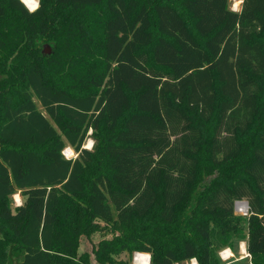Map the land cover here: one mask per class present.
Segmentation results:
<instances>
[{"label": "trees", "instance_id": "1", "mask_svg": "<svg viewBox=\"0 0 264 264\" xmlns=\"http://www.w3.org/2000/svg\"><path fill=\"white\" fill-rule=\"evenodd\" d=\"M102 229L100 264H264V0H0V264H93Z\"/></svg>", "mask_w": 264, "mask_h": 264}, {"label": "rangeland", "instance_id": "2", "mask_svg": "<svg viewBox=\"0 0 264 264\" xmlns=\"http://www.w3.org/2000/svg\"><path fill=\"white\" fill-rule=\"evenodd\" d=\"M22 1L24 2V0H22ZM37 1H38V4H37V7H38L39 0H37ZM230 5H231L232 9L239 10L241 7V2H240V0H230ZM29 9L32 10L31 8H29ZM46 45H48L52 50V47L49 43L44 44L43 50L47 49ZM90 143H91V145H90ZM93 144H94V139L90 137L85 142L84 147H87L90 149L93 147ZM63 152H64L66 157L75 156V151L71 146H67L63 150ZM217 173H218V171H216L215 173L205 177V182H208L211 179V177L216 176ZM23 201H24V198L19 192H17L16 194L13 195V206L14 207L19 206ZM241 201H247V200L243 199ZM238 202L239 201H237L235 203V213L237 215L247 216L248 210H246V211L239 210L237 208ZM186 228L187 227H185V229L183 228V230L186 231ZM117 235H118V232L113 231L111 229L99 230L97 232H94L91 236L83 235L81 237V240H80L81 244H80V248H79V253L88 252L90 254V258H91L92 263L93 264H100L97 262L96 257H95V249L97 248L98 243L103 239H111V238L114 239ZM228 248L232 249V252L234 253V255L230 259L224 260L221 257V252L225 249H228ZM242 249H243V251H242ZM244 250H246L245 252L248 253L247 238H245L244 240H235L233 247H225V248L220 249V251H218V257L221 260V264H252L250 256L247 255L246 257H242V254L245 253ZM139 251L140 250L136 249V248H127L124 250H119L117 252H112L111 253V260L108 261V263L109 264H141V263H137L135 261V255ZM142 253H144L145 255L148 254V252H142ZM148 255L150 256V259L148 262L150 264L151 263V254L149 253ZM193 262H196L197 264H199V262L196 258H193L192 260H189V261H186V262L180 263V264H193ZM143 264H144V262H143Z\"/></svg>", "mask_w": 264, "mask_h": 264}, {"label": "built area", "instance_id": "3", "mask_svg": "<svg viewBox=\"0 0 264 264\" xmlns=\"http://www.w3.org/2000/svg\"><path fill=\"white\" fill-rule=\"evenodd\" d=\"M64 153V152H63ZM74 155V154H73ZM77 153L75 152V156H72V157H77ZM68 158H71V157H68ZM241 202V201H240ZM228 250H230V253L228 252ZM243 251V249H242ZM246 251V250H244ZM148 256V259H150V256L148 254H146ZM234 255V253L232 252L231 248H228V249H225L221 252V257L224 259V260H227V259H230L232 256ZM250 256L249 253L245 252L244 254H242V257H246V256ZM142 256H145L144 253L142 252H137V254L135 255V261L137 263H141L143 264V261H144V258Z\"/></svg>", "mask_w": 264, "mask_h": 264}, {"label": "bare ground", "instance_id": "4", "mask_svg": "<svg viewBox=\"0 0 264 264\" xmlns=\"http://www.w3.org/2000/svg\"><path fill=\"white\" fill-rule=\"evenodd\" d=\"M24 2H25V4L29 7V8H31L32 10H34L36 7H37V4H38V1L37 0H24ZM90 145H91V143H90ZM89 145V146H90ZM88 146V147H89ZM71 151V150H70ZM18 195V194H17ZM237 208L239 209V210H244V211H246V210H248V208H249V205H247V203L246 202H244V201H241V202H238V204H237ZM228 252L230 253V250H228ZM245 252V251H244ZM243 252V253H244ZM149 254V253H148ZM143 258H144V264H149L148 262H149V259H148V256L147 255H145V256H142ZM193 264H197L196 262H193Z\"/></svg>", "mask_w": 264, "mask_h": 264}, {"label": "water", "instance_id": "5", "mask_svg": "<svg viewBox=\"0 0 264 264\" xmlns=\"http://www.w3.org/2000/svg\"><path fill=\"white\" fill-rule=\"evenodd\" d=\"M46 48H47V49H44L43 52L46 53V54H50V53L52 52L51 48H50L48 45H46ZM239 202H240V201H239ZM244 202H246L247 205H248V202H247V201H244Z\"/></svg>", "mask_w": 264, "mask_h": 264}, {"label": "clouds", "instance_id": "6", "mask_svg": "<svg viewBox=\"0 0 264 264\" xmlns=\"http://www.w3.org/2000/svg\"><path fill=\"white\" fill-rule=\"evenodd\" d=\"M240 2L242 3V2H243V0H240Z\"/></svg>", "mask_w": 264, "mask_h": 264}, {"label": "crops", "instance_id": "7", "mask_svg": "<svg viewBox=\"0 0 264 264\" xmlns=\"http://www.w3.org/2000/svg\"><path fill=\"white\" fill-rule=\"evenodd\" d=\"M232 250V249H231Z\"/></svg>", "mask_w": 264, "mask_h": 264}]
</instances>
